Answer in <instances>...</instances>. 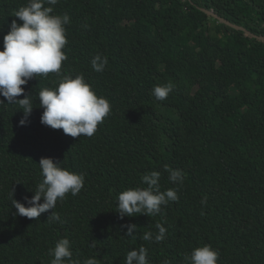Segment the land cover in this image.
I'll return each mask as SVG.
<instances>
[{"label":"trees","instance_id":"trees-1","mask_svg":"<svg viewBox=\"0 0 264 264\" xmlns=\"http://www.w3.org/2000/svg\"><path fill=\"white\" fill-rule=\"evenodd\" d=\"M27 3L0 0V51ZM52 7L70 17L62 75L82 74L111 111L92 137L73 138L41 124L39 92L58 87L55 73L22 86L33 106L26 126L19 104L0 97V264H51L49 250L64 238L81 262L125 264L143 246L148 264H186V255L210 245L218 264H264V42L202 10L264 36V0H59ZM96 55L108 59L103 72L92 68ZM169 82L173 91L157 101L153 88ZM41 158L83 175L84 187L30 220L16 215L12 199L28 206L24 198L43 180ZM166 165L183 173L182 185L170 181ZM153 171L160 191L175 189L178 201L154 216L121 219L119 194L146 188L142 176ZM52 211L60 221H48ZM129 224L137 227L133 237ZM157 224L165 239L142 240L158 234Z\"/></svg>","mask_w":264,"mask_h":264},{"label":"clouds","instance_id":"clouds-1","mask_svg":"<svg viewBox=\"0 0 264 264\" xmlns=\"http://www.w3.org/2000/svg\"><path fill=\"white\" fill-rule=\"evenodd\" d=\"M59 0H28L26 6L15 12V17L22 21V25L13 20L10 31L4 36L3 50L0 51V97L7 100L8 104H19L23 109L24 118L20 126H26L28 117L33 111L31 96L25 93V86L33 78L47 77L55 73L60 77L58 87L45 88L39 92V107L44 111L41 124L51 129H62L64 134L73 137H92L98 125L110 114V102L103 97H98L85 82L84 76L74 78L62 75V62L67 56L62 49L67 44L65 25L70 23V17L65 14L54 15V8ZM51 6H45V5ZM92 68L96 72H103L108 64L107 57L96 55L92 61ZM173 84L157 85L152 90V95L157 101H164L173 91ZM24 96L23 99L17 97ZM4 103V100H0ZM43 180L29 199L25 197L24 203L12 199V206L17 210L16 215L30 220L54 210L58 201H63L68 193L78 195L84 187V177L81 174L70 172L60 166V162L52 158H41L39 162ZM169 172V179L173 183L183 184L184 175L180 170L165 166ZM160 173L153 171L142 176L146 188H134L123 191L118 196V215L133 217L136 214L154 216L161 212V207L169 202L178 201L175 189L160 191ZM14 197V191H13ZM43 201V203H41ZM60 221V216L55 211L51 212L48 219ZM126 236L133 237L136 225H125ZM158 234L153 236L151 231L142 235L144 241L159 243L165 239L166 229L160 224L156 225ZM49 255L54 257L51 264H99L95 258L83 262L73 259L70 241L67 238L59 240L55 247L49 250ZM147 249L141 246L138 250L128 252L125 264H148ZM219 253L210 245L196 248L191 255L185 256L186 264H218ZM165 264H168L165 261Z\"/></svg>","mask_w":264,"mask_h":264},{"label":"water","instance_id":"water-1","mask_svg":"<svg viewBox=\"0 0 264 264\" xmlns=\"http://www.w3.org/2000/svg\"><path fill=\"white\" fill-rule=\"evenodd\" d=\"M205 13H207L208 15L214 17L215 19L219 20L221 23L235 29V30H238V31H242L244 32L247 36H250L252 38H255V39H258V40H261L264 42V36H259V35H256V34H253L251 31L247 30L246 28L242 27V26H239L221 16H219L218 14H216L213 10H208V9H205L203 8L202 9Z\"/></svg>","mask_w":264,"mask_h":264}]
</instances>
